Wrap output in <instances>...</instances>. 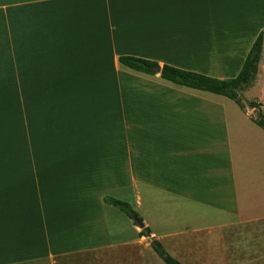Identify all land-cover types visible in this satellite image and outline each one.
Instances as JSON below:
<instances>
[{
	"label": "crops",
	"instance_id": "1",
	"mask_svg": "<svg viewBox=\"0 0 264 264\" xmlns=\"http://www.w3.org/2000/svg\"><path fill=\"white\" fill-rule=\"evenodd\" d=\"M260 33L243 107L119 63L231 79ZM252 101L264 112V0H0V264H160L105 198L180 264H264ZM157 201L162 237L141 211Z\"/></svg>",
	"mask_w": 264,
	"mask_h": 264
},
{
	"label": "trees",
	"instance_id": "2",
	"mask_svg": "<svg viewBox=\"0 0 264 264\" xmlns=\"http://www.w3.org/2000/svg\"><path fill=\"white\" fill-rule=\"evenodd\" d=\"M262 42L263 37L262 33H260L250 48V51L248 52V55L237 76L225 80L210 78L169 65H162L158 68L159 66L155 62L130 56L120 57L119 63L135 72L149 76L157 74V69H159L160 78L173 85L221 95L235 101L240 107H243L239 91L248 86L256 77L257 65L262 50ZM248 105L256 111L254 119L255 124L264 131V112L260 110L259 104L254 101L249 102ZM104 202L118 208L131 220L135 217L139 218L126 202L111 198H105ZM140 235L149 239L151 249L165 264H180L164 250L158 241L150 237L151 234L148 228H143L140 231Z\"/></svg>",
	"mask_w": 264,
	"mask_h": 264
},
{
	"label": "rangeland",
	"instance_id": "3",
	"mask_svg": "<svg viewBox=\"0 0 264 264\" xmlns=\"http://www.w3.org/2000/svg\"><path fill=\"white\" fill-rule=\"evenodd\" d=\"M243 100H244L243 97H241V101H243ZM165 203L166 202H163V201L162 202L157 201V203L155 205L149 206V207L145 206V207H143L144 210H141L142 211V217L144 218L145 223L152 228L153 233H155L156 235L161 236V237L166 236V228L168 225L166 223V220L169 219V216L167 213V207H166ZM184 206L185 207L181 206L180 209H177V213H173V215H172L174 217V221H171V222L173 223L172 225H173V227L175 226V228H178V229L182 228L181 220L183 218H180L179 215L184 213V210H185L184 208H187V206L185 204H184ZM163 219H164V223L161 224L160 221L163 222ZM214 233H216V232H214ZM147 240L145 239V243H147ZM163 240L164 241L161 243L164 245L163 247H165L168 244V240H166V238ZM149 250L150 251H145V256H146V258H148V260H150V261L153 260V257H151V256H155L154 260H158L160 262V264H164L160 259H158L156 257V255H154V253L151 249H149ZM148 252H152V253H148ZM169 254L172 255L171 253H169ZM155 262H157V261H155Z\"/></svg>",
	"mask_w": 264,
	"mask_h": 264
},
{
	"label": "water",
	"instance_id": "4",
	"mask_svg": "<svg viewBox=\"0 0 264 264\" xmlns=\"http://www.w3.org/2000/svg\"><path fill=\"white\" fill-rule=\"evenodd\" d=\"M157 71H159V69H157ZM133 220H134V222L136 223V225H137V227L139 229L142 230L144 228V225H143V223L141 222V220L139 218L135 217Z\"/></svg>",
	"mask_w": 264,
	"mask_h": 264
}]
</instances>
